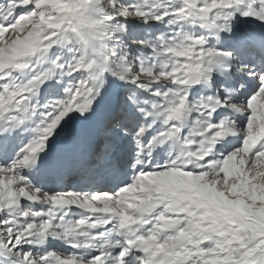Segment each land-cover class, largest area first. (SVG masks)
I'll list each match as a JSON object with an SVG mask.
<instances>
[{
	"label": "snow or ice",
	"instance_id": "obj_1",
	"mask_svg": "<svg viewBox=\"0 0 264 264\" xmlns=\"http://www.w3.org/2000/svg\"><path fill=\"white\" fill-rule=\"evenodd\" d=\"M0 264H264V0H0Z\"/></svg>",
	"mask_w": 264,
	"mask_h": 264
}]
</instances>
